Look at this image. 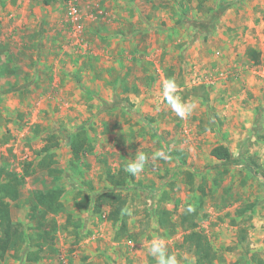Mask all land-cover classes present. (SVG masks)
Listing matches in <instances>:
<instances>
[{"label":"rangeland","instance_id":"obj_1","mask_svg":"<svg viewBox=\"0 0 264 264\" xmlns=\"http://www.w3.org/2000/svg\"><path fill=\"white\" fill-rule=\"evenodd\" d=\"M170 78L197 105L187 119L163 99ZM81 128L86 148L73 159ZM50 132L57 163L41 167ZM217 144L236 160L213 157ZM137 150L149 162L133 176ZM161 150L168 159L153 161ZM0 163L25 178L11 214L31 234L0 264H156L154 237L196 264L192 229L217 254L206 264L264 262V0H0ZM108 171L131 177L113 184ZM52 188L64 190L62 208L47 216L42 257L28 260L45 233L31 219L35 196ZM107 189L127 199L126 228L109 206L94 209Z\"/></svg>","mask_w":264,"mask_h":264},{"label":"trees","instance_id":"obj_2","mask_svg":"<svg viewBox=\"0 0 264 264\" xmlns=\"http://www.w3.org/2000/svg\"><path fill=\"white\" fill-rule=\"evenodd\" d=\"M52 0H44V3L50 4ZM251 54L254 58L258 59L260 52L255 49L250 50ZM13 88H6L5 91H10ZM88 136L86 134V130L78 129L71 137L68 142L70 147V151L72 153L73 159H79L86 148ZM59 139L55 132H50L46 138V144L40 149L39 153L43 156L38 162V165L41 167H49L50 165H56L57 161L54 158L56 148L59 145ZM210 154L219 159L222 162L225 161H235L236 158L230 148L224 144H217L212 147ZM241 158V157H240ZM238 160V158H237ZM244 162V159H239ZM246 160V159H245ZM55 169V168H54ZM123 170V168H122ZM109 173V180L111 183H116L117 185H123L128 181V178L131 177L130 174L125 173L122 177H119L116 180V175L112 174L111 171ZM111 173V174H110ZM25 178L22 175L17 174L12 170H8L5 165L0 163V258L5 257L6 253L9 250H20L22 245L28 242V234L26 230L17 222H15L12 218L11 214V203L14 199H16L20 194V188L24 185ZM64 190L62 188H52L45 192H39L36 194V206L33 208L34 212H32L31 219L36 222L37 225L45 231L36 233L39 234L41 238H43V242H38L37 249L29 250L27 254L28 260H38L42 257V252L44 251V242L48 239V229L45 225H49L48 214L49 213H57L62 208V203L60 198L62 197ZM85 200L87 204H90L92 201V196H85ZM127 204V199L120 191H116L114 189H107L105 191L100 192L96 199L94 200V209L100 211L103 205H107L111 208L108 216L113 222L121 220L123 223V228H126V218H125V207ZM39 206L45 207L44 210L40 209ZM250 209L249 207H245L239 211L240 214L246 213ZM169 211L167 209L158 210V222L162 226H166L170 223L169 219ZM190 217L194 219L196 214L185 213L183 218L184 221ZM47 222V224H45ZM35 229V227L30 228ZM185 242L192 250L196 257V264H206L212 263L215 258H217V254L210 243V240L202 231L197 229H192L185 238ZM259 264H264L262 260H260Z\"/></svg>","mask_w":264,"mask_h":264},{"label":"clouds","instance_id":"obj_3","mask_svg":"<svg viewBox=\"0 0 264 264\" xmlns=\"http://www.w3.org/2000/svg\"><path fill=\"white\" fill-rule=\"evenodd\" d=\"M163 99L170 106L171 111L180 119H187L197 107L195 102L184 101L178 94V83L174 78H170L163 84ZM151 159L167 160L168 155L165 151H156L152 154ZM149 162V156L137 150L134 160H131L125 166V171L133 176L139 175L145 169ZM188 212H192L193 208L188 206ZM143 246V245H142ZM148 255L151 256L156 264H180V258L175 253L168 250L167 245L161 238L154 237L147 247Z\"/></svg>","mask_w":264,"mask_h":264},{"label":"built area","instance_id":"obj_4","mask_svg":"<svg viewBox=\"0 0 264 264\" xmlns=\"http://www.w3.org/2000/svg\"><path fill=\"white\" fill-rule=\"evenodd\" d=\"M72 13H73V14H74V13H77L75 7L72 8Z\"/></svg>","mask_w":264,"mask_h":264}]
</instances>
